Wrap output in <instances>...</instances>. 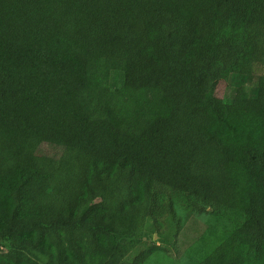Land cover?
<instances>
[{"label": "trees", "instance_id": "16d2710c", "mask_svg": "<svg viewBox=\"0 0 264 264\" xmlns=\"http://www.w3.org/2000/svg\"><path fill=\"white\" fill-rule=\"evenodd\" d=\"M177 201L195 264H264V26L0 0V264H145Z\"/></svg>", "mask_w": 264, "mask_h": 264}, {"label": "rangeland", "instance_id": "374dc122", "mask_svg": "<svg viewBox=\"0 0 264 264\" xmlns=\"http://www.w3.org/2000/svg\"><path fill=\"white\" fill-rule=\"evenodd\" d=\"M39 1V0H35ZM51 1V0H48ZM92 5L115 6L202 16L207 18L223 19L228 21L244 22L264 26V0H90ZM255 72L251 79L244 78L241 86L252 95L256 86ZM238 77H230L221 81L217 86L218 96H222L228 85L238 86ZM116 82L118 83L117 79ZM209 209L203 213L185 210L179 201L176 202L177 215L182 224L175 239L163 241L161 236L150 233L144 237L141 247L134 248L127 259L138 253L146 246H157L161 253L151 257L145 264H195L208 248V241L212 233L223 231V223L216 222Z\"/></svg>", "mask_w": 264, "mask_h": 264}, {"label": "crops", "instance_id": "0c3cea01", "mask_svg": "<svg viewBox=\"0 0 264 264\" xmlns=\"http://www.w3.org/2000/svg\"><path fill=\"white\" fill-rule=\"evenodd\" d=\"M42 2H50V3H59V4H85V5H92L89 3L90 0H39Z\"/></svg>", "mask_w": 264, "mask_h": 264}]
</instances>
